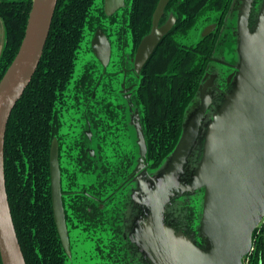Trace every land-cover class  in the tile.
Returning a JSON list of instances; mask_svg holds the SVG:
<instances>
[{"label": "trees", "instance_id": "trees-1", "mask_svg": "<svg viewBox=\"0 0 264 264\" xmlns=\"http://www.w3.org/2000/svg\"><path fill=\"white\" fill-rule=\"evenodd\" d=\"M203 1H167L160 21L174 12L175 23L159 39L138 73L133 102L140 108L145 162L150 169L157 167L175 147L184 112L198 90L205 67L216 54L217 47L227 39L220 35L224 10L217 27L194 44L187 46L175 41V34L194 25ZM158 2L130 0L124 27L129 34L131 56L151 32L152 15ZM31 3L32 0H0L4 31L0 80L19 49ZM213 3L218 9L221 3L224 6L229 2L217 0ZM260 4L261 0H253L251 23ZM93 5L94 0H56L39 63L7 121L3 155L5 187L26 264H66L52 204L50 151L61 125V108L73 77L85 28L93 25ZM131 149L120 151L109 164L103 161L98 144L94 146L95 156H90L84 149L86 161L93 165L91 168L85 162L80 167L86 175L93 173L96 181L89 183L86 193H73L68 208L85 230L94 227L106 232L107 225L116 228L115 235L110 233L109 237L113 253L110 264H153L148 254L140 253L129 240L128 228L132 223L129 225L123 215L130 202L122 200L120 212L115 201L120 192L117 191L119 183L124 182L135 167V154ZM111 192L115 193L105 200ZM183 196L180 202L176 201L179 197L174 196L160 211L175 231L181 229L192 233L200 211L191 204L190 192H183ZM98 199L100 204L96 202ZM263 232L264 222L252 232V249L243 257L247 264H264Z\"/></svg>", "mask_w": 264, "mask_h": 264}, {"label": "rangeland", "instance_id": "rangeland-1", "mask_svg": "<svg viewBox=\"0 0 264 264\" xmlns=\"http://www.w3.org/2000/svg\"><path fill=\"white\" fill-rule=\"evenodd\" d=\"M214 1L217 0H204L197 10L194 25L175 34L178 43L192 45L217 27L218 18L225 10L220 35L227 39L217 47L216 54L205 67L200 88L184 112L175 147L157 167L150 169L142 165L144 168L140 166L138 174L131 175L122 184L124 200L130 198L135 207L134 216L130 218L136 223L130 229V236L140 253H146L143 241L145 226L140 215L145 213L149 217L155 205L160 204L168 193L174 195V191L194 188L193 174L202 158L200 149L205 130L213 115L226 102L237 77L239 41L254 31L250 19L253 0H221L229 3L224 6L221 3L218 9H215ZM129 5L130 0H94L91 10L93 25L85 28L73 77L61 108V125L53 139L52 148L58 159L53 158L54 183L56 185L58 181L59 191H67L73 183L71 191L77 192L92 181L79 165L83 160L80 155L87 147L94 151L98 144L105 163L115 160L120 151L132 148L135 167L142 163L140 108L134 104L133 96L143 57L137 56L136 52L130 55L129 34L124 27L125 11ZM163 11V2H159L152 15V31L156 33L163 34L176 20L174 12L169 11L161 22ZM197 123L200 125L195 131ZM90 131L95 135L87 144ZM179 144L181 147L177 148ZM144 163L148 165L145 160ZM191 195V204L199 210L203 196L201 190L197 191V201H193V193ZM132 205L125 211L127 215L131 214ZM263 222L264 216L260 224ZM60 229L67 247L68 264H103L95 251L96 235L65 222H60ZM199 233L197 221L191 236L206 245L207 241L201 234L199 237ZM242 264H247V260H242Z\"/></svg>", "mask_w": 264, "mask_h": 264}, {"label": "water", "instance_id": "water-1", "mask_svg": "<svg viewBox=\"0 0 264 264\" xmlns=\"http://www.w3.org/2000/svg\"><path fill=\"white\" fill-rule=\"evenodd\" d=\"M167 1L159 0L164 6ZM55 4L56 0H32L21 44L0 80L1 264H26L7 199L4 135L10 113L39 63ZM251 25L252 34L239 41L235 83L226 102L207 125L200 149L202 158L193 174L192 190H201L203 195L199 230L207 241L206 248L198 249L181 235H173L167 225H161L156 217L157 203L143 234L146 254H150L153 264H242L243 257L252 249V232L264 216V0ZM163 34L151 29L142 39L136 51L137 56L143 57L138 71ZM141 136L142 163L134 168L133 176L140 166H145L142 131ZM180 147L181 144L177 148ZM53 158L56 156L51 147L52 204L57 229L64 240L60 229V222H64L63 209L58 181L54 183Z\"/></svg>", "mask_w": 264, "mask_h": 264}, {"label": "flooded vegetation", "instance_id": "flooded-vegetation-1", "mask_svg": "<svg viewBox=\"0 0 264 264\" xmlns=\"http://www.w3.org/2000/svg\"><path fill=\"white\" fill-rule=\"evenodd\" d=\"M184 45V44H183ZM188 46V45H187ZM90 133H91V131H90ZM93 134L95 135V133L93 132ZM93 134L91 133L90 134V138H89V142H87V144H89V143H91V141H92V139H91V137L93 136ZM94 137V136H93ZM54 139V138H53ZM52 145H53V141H52ZM52 145H51V147H52ZM87 146V145H86ZM86 149V151L88 152V154L90 155V156H95V151H91L90 150V147H87V148H85ZM94 149V148H93ZM132 150V149H131ZM133 152V151H132ZM50 155H51V151H50ZM58 155V154H57ZM80 157L81 158H83V160L82 161H79V165L81 166V165H83V164H85V162H86V165H88V166H90L91 168H92V165L93 164H90V163H88L87 161H86V156H85V153H84V150H83V152H82V155H80ZM85 158V159H84ZM94 158V157H93ZM56 159H57V157H56ZM58 160V159H57ZM109 164V163H108ZM144 167H148V166H146V164H145V166ZM144 167H142V168H144ZM81 168V171H83L82 170V168L83 167H80ZM135 168V167H134ZM134 170V169H133ZM132 170V171H133ZM140 172V169L138 170V172H136L135 174H138ZM132 173V172H131ZM131 173L127 176V178L124 180V182H122V183H119V185H118V187H117V191H119L120 190V192H118L117 193V196L116 197H118V199L116 198V203H117V206H118V208H119V206L121 207V201L123 200L124 202H130V204L129 205H132V203H133V201L129 198V199H127V200H124V197H123V193H122V186H124V185H122L123 183H126V181L131 177ZM93 174V173H92ZM92 174H90V175H87V176H89V178L92 180V181H89V182H87L86 184H85V186H83V187H81L80 188V190L79 191H77V192H84V193H86L85 192V189L87 188V186L89 185V183H92V182H95L96 181V178H95V175H92ZM50 183H51V175H50ZM51 185V184H50ZM73 186V183L71 184V185H69V188H68V190L67 191H60V200H61V205H62V209H63V220H64V222L65 223H67V224H70V226L72 227V226H79V227H81L82 228V230L83 231H85L86 233H93L94 235H96V239H95V243H96V253H97V256H98V258L99 259H101L102 260V262H103V264H110V260H111V257H112V255H113V253H112V251H111V248H110V246H109V237H110V233H113L112 235L114 236L115 235V230H116V228H113L112 226L110 227V226H108L107 225V231L106 232H102V231H100V230H98V229H96V228H91L89 231L88 230H85L83 227H82V225H78V222L76 221V219L74 218V217H72V215H71V210L68 208V204L70 203V201H71V196L73 195V193H76V192H72L71 191V187ZM189 191H192V193H193V201H197L198 199H199V197L197 198V196H196V194H197V191H199V190H189ZM188 190H186V191H181V192H176V191H174L173 192V194L174 195H169V193L166 195V197L165 198H163V200L161 201V203L159 204V208L157 209V211H156V217H157V219H158V221L160 222V224L161 225H163V226H165V225H169L170 226V223H168V221H165L164 220V217L162 216V214H161V211H160V209L163 207V205L165 204V203H168V202H170V199L171 198H173L174 196H176L177 195V197H179V198H177V202H180V201H182V199H184V197L185 196H183V192H189ZM113 193H115V192H111V193H109V194H107L108 196L105 198V200L108 198V197H110L111 195H113ZM191 192H190V197H189V199H192V194ZM188 198V197H187ZM104 201V200H103ZM102 201V202H103ZM96 202H98L99 204H100V199H98ZM196 203V202H195ZM129 205H126V207L124 208V217H126V221L129 223V225H130V228H128V237H129V240H130V242L132 243V245H133V241H132V237L130 236V229L134 226V224L136 223L135 222V220H132L131 218H130V216H134V210H135V207L132 205L131 207H130V209H131V214H129V215H127L126 213H125V211H127V209H128V206ZM109 207V206H108ZM114 208L115 209H117L115 206H114ZM117 211H118V209H117ZM119 211L121 212V209L119 208ZM141 211H143V210H141ZM108 215V214H107ZM108 216H110V215H108ZM141 217H140V221L141 222H143V224H144V226H145V228H146V225H147V223H148V221H149V217H148V214H145V213H143V214H141L140 215ZM135 219H136V215H135ZM112 229V230H111ZM170 229H171V232L173 233V235H181V237L184 239V240H187L188 242H190L191 244H193L195 247H197L198 249H200V250H203V249H205L206 248V245H204L203 243H201V241L200 240H196V238H193L192 236H191V234L192 233H190V232H186V231H183V230H181V229H178L179 231H175L174 230V226H170ZM58 233H59V231H58ZM107 233V234H106ZM59 236H60V234H59ZM198 236L200 237V234H198ZM202 239H203V236H202ZM60 240H61V244H62V246H63V249L65 250V254H66V264H68V258H67V247L65 246V244H64V242H63V240H62V238H61V236H60ZM204 241V240H203ZM134 246V245H133ZM135 248V247H134ZM136 249V248H135ZM149 257V256H148ZM150 260H151V258H149Z\"/></svg>", "mask_w": 264, "mask_h": 264}, {"label": "crops", "instance_id": "crops-1", "mask_svg": "<svg viewBox=\"0 0 264 264\" xmlns=\"http://www.w3.org/2000/svg\"><path fill=\"white\" fill-rule=\"evenodd\" d=\"M3 44H4V31H3L2 22L0 20V52L2 50Z\"/></svg>", "mask_w": 264, "mask_h": 264}]
</instances>
